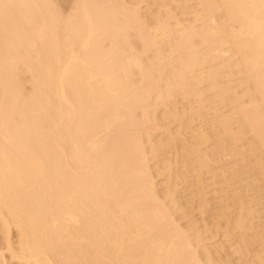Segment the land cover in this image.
Listing matches in <instances>:
<instances>
[{
    "label": "bare ground",
    "instance_id": "6f19581e",
    "mask_svg": "<svg viewBox=\"0 0 264 264\" xmlns=\"http://www.w3.org/2000/svg\"><path fill=\"white\" fill-rule=\"evenodd\" d=\"M70 2L71 11L65 14L61 9L66 3L60 7L58 0H0V229L7 243L4 248L10 252L8 258L17 264L229 262L216 259L204 240L208 224L206 231L191 224V233L175 225L177 212L186 207L180 206L176 214L171 210L174 207L170 209L173 201L176 207L177 200L171 183L174 188L179 177L182 180L192 171L199 176L211 172L214 152L219 154L215 158L220 153L239 157L248 149L253 157L258 155L264 178V0H160L158 10L151 14L155 5L148 4L149 10L143 5L150 19L139 0ZM163 45L168 46V50L164 46L168 52ZM231 59L232 65L238 64L234 66L249 74L242 71L258 91L253 90L259 98L254 97L255 101L249 92L253 103L249 101L248 108L239 103L244 119L238 114L240 105H235L237 113L231 106L236 113L228 112L232 118L217 109L220 98L228 100L227 94L233 91L228 83L233 79ZM224 70H230V76ZM222 76L228 82H222ZM205 82L207 87L196 85ZM206 90L217 92L211 93L215 100L220 99L217 107L212 96L205 97ZM179 95L187 105L192 98L190 112L198 105L195 114L186 104L179 105L181 110L187 108L180 111L176 103ZM236 96L230 99L238 102ZM224 102L219 104L226 106ZM168 105L175 108L170 111L174 116L198 113L205 125L217 122L223 128L217 132L220 141L215 139L217 126L212 135L204 127L189 129L190 135L185 128L179 130L178 138L185 132L192 142L181 137L189 146H178L177 173L170 165L171 150L177 151L175 146L180 143L177 133L167 132L164 142L163 135L157 138L152 123L148 126L146 120L158 110L164 113ZM173 109L180 114L175 115ZM171 113L168 115L173 118ZM159 117L158 124L166 118L160 121ZM178 117L175 119L182 122L185 116ZM237 118L238 130L230 127V121ZM191 122L189 125L196 123ZM246 128L258 138L253 131V140L245 137ZM165 132L161 133L167 136ZM211 136H216L211 145L221 142L215 144L218 148L205 143ZM245 138L258 142L248 146ZM146 140L154 142L146 145L149 152L145 151ZM239 140H245L249 148L237 145ZM150 159H155L152 164L157 174L155 169L151 171ZM242 171L244 178H250L247 168ZM162 172L177 177L174 182V178H164L170 179L168 184L164 182V193L167 198L173 196L172 203L160 201L164 195L159 199L155 192L158 181L153 177ZM235 172L239 179L241 175ZM202 180L201 186L207 182ZM241 200L246 203L245 198ZM246 214L236 222L240 234L227 239L234 238L230 247L239 257L252 252L251 264H264V231L260 236L250 233ZM11 228L18 233L15 245L9 235ZM2 252L0 264L10 263Z\"/></svg>",
    "mask_w": 264,
    "mask_h": 264
},
{
    "label": "rangeland",
    "instance_id": "374dc122",
    "mask_svg": "<svg viewBox=\"0 0 264 264\" xmlns=\"http://www.w3.org/2000/svg\"><path fill=\"white\" fill-rule=\"evenodd\" d=\"M57 1V0H56ZM60 1H63V0H60ZM64 1H66V0H64ZM63 1V4H62V2L60 3L59 2V0H58V3H59V5H60V7H62V5H64L65 3V6H64V8H62L61 10L63 11V9H64V11H65V14L67 13V11L69 12V11H71L70 10V8H72V7H70V5L72 4V3H74V2H70V0L68 1H66V2H64ZM72 1V0H71ZM120 1V0H119ZM147 1H150V0H147ZM147 1H144V2H141V0H139V2H141V8L143 7V5L146 7V6H148L149 8H147L148 10L149 9H152V7L150 8V6H154L153 7V9L152 10H150V14L152 13V12H156L157 10H158V6H156V5H159V1L158 0H155L156 1V4H155V1H154V3L152 4V3H148ZM152 1V2H153ZM159 3H158V2ZM169 1H171V0H169ZM71 4H70V3ZM174 2V1H173ZM172 3V2H171ZM170 3V5H172ZM138 4H140V3H138ZM150 6H149V5ZM175 5H177L176 3H174ZM174 5V6H175ZM71 6H73V5H71ZM173 6V5H172ZM70 7V8H69ZM178 7V6H177ZM173 8V7H172ZM69 9V10H68ZM142 9H146V8H142ZM147 9H146V12L144 11L143 13H145L144 15H145V17L147 18V19H150V17L148 18L147 16H149L150 14L148 13V11H147ZM173 10V9H172ZM175 10V9H174ZM178 10H180L179 8H177V12H179ZM176 11V10H175ZM174 11V12H175ZM159 12V11H158ZM176 12V13H177ZM162 14V13H161ZM164 46H167V45H163V47H162V49H164V50H166L167 48H168V46L166 47V49H165V47ZM168 50V49H167ZM166 50V52H168ZM234 59V58H233ZM236 59V58H235ZM234 59V60H235ZM229 61L230 60H228L226 63H227V65H229ZM233 60L231 59V61H230V65H232L231 64V62H232ZM235 61H237V60H235ZM238 62V61H237ZM225 63V64H226ZM216 64V63H215ZM214 64V66H216L217 64H219V63H217L216 65ZM221 65V64H220ZM223 65V64H222ZM221 65V66H222ZM229 65V66H230ZM234 65H235V63H234ZM234 65H232V66H234ZM238 65V64H237ZM237 65H235V66H237ZM229 66H226L227 68L229 67ZM232 67L230 70H232L231 71V73L233 74V76H230V74L231 73H228V72H230V70H227L228 72H226L225 70V75L227 74V76H228V74H229V76L232 78L233 77V79L231 80V81H227L226 80V82H228L232 87L230 88V89H233V91L234 90H236V94H237V96H238V98L240 97V100H238V102H235L234 100H232L233 98H234V95L236 96V94H233L234 92L232 91V90H230L231 92H229L228 94H229V97H228V94H227V98H229L228 100H222V98H220L221 99V102L222 101H227L226 103V106H224L225 104H223V105H221L222 103L221 102H219V98H216V100L219 102V103H221V104H219L218 102V107H217V104H216V100H215V98H213V97H215V96H213V95H211V93L212 94H215V93H217V92H213V90H206V91H209V92H207L208 94H205V97L207 96V99H208V95H210V96H212V98L214 99V101H215V107H217V109L219 110V114H221L222 116L224 115V114H226V113H228V112H231L234 108H235V105H240L241 107L239 108V115L241 114L240 112H242L243 111V109H242V105H247V104H249L251 101H255V98L257 99L258 97H255L254 95H253V90H255L256 92H258L256 89H255V86H254V88H253V86H252V84H251V82H254L253 80L251 81V78H250V80H248L249 79V77L247 78V76L245 75V73L247 74V72L246 71H243L241 68H237V67ZM218 66H216L215 68H217ZM220 67V66H219ZM218 67V68H219ZM224 67H225V65H224ZM231 67V66H230ZM238 67H239V65H238ZM237 68V69H236ZM224 69V68H223ZM238 69H241V70H239V71H241V73L240 72H236V71H238ZM245 72V73H243V72ZM247 75H249V74H247ZM223 77V76H222ZM227 78V77H226ZM224 80V77L222 78V82H224V83H226L225 81H223ZM203 83V82H202ZM202 83H198V84H196V85H200V86H204L205 85V87H207V83L205 82V84H202ZM253 85H254V83H253ZM195 86V85H194ZM198 86L196 87L195 86V88H198ZM249 87V88H248ZM200 88V87H199ZM250 89V90H249ZM216 91V90H215ZM254 91V94H256V92ZM247 92V93H246ZM249 92H251L250 94H251V96H253L252 97V99H250L251 97H250V94H249ZM206 93V92H205ZM210 93V94H209ZM259 96V93H257L256 94V96ZM217 96H218V94H217ZM233 96V97H232ZM237 96H236V98H237ZM184 96H182V95H179L178 96V98H177V100H178V102H176V103H179V104H177V107L180 109V107H179V105L180 106H182V107H185V105L184 104H186V103H184V101H183V99H181V100H179L180 98H183ZM220 97V96H219ZM230 97H232V99H230ZM255 97V98H254ZM190 98V97H189ZM211 97L209 98L210 100L212 99ZM186 99L187 100H189L187 97H186ZM213 99L211 100V101H213ZM235 99V98H234ZM259 99V98H258ZM185 100V99H184ZM190 100H192V98H190ZM190 100L189 101H187V103H188V105H187V108L189 109L190 108V106L189 105H191L192 106V104H194L193 103V100L190 102ZM209 100V101H210ZM251 100V101H250ZM180 101V102H179ZM186 101V100H185ZM232 101H234L233 103H232ZM250 101V102H249ZM260 101V100H259ZM189 102L191 103V104H189ZM224 102V103H225ZM258 102V101H257ZM196 103V102H195ZM234 104V105H232V104ZM239 103H241V104H239ZM251 103H253V102H251ZM214 105V104H213ZM169 106V105H168ZM168 106L166 107L167 109H168ZM189 106V107H188ZM195 106V105H194ZM233 107V109L231 110V108ZM251 107L253 106V105H250ZM171 107V108H170ZM172 105H170L169 106V111L166 109V111L165 112H170L171 110H172ZM176 107V108H177ZM181 107V108H182ZM196 107V106H195ZM195 107H193V108H191L192 109V111L191 112H194V109H195ZM246 108H248V106H245ZM244 107V108H245ZM174 108V107H173ZM178 108H177V110H178ZM187 108H185V109H187ZM175 109V108H174ZM174 109H173V111H174ZM183 109L184 108H182V110L180 109V111L181 112H183ZM184 109V110H185ZM196 109H198V105H197V107H196ZM237 109H238V107H237ZM242 111H241V110ZM179 111V110H178ZM189 112H190V109L188 110ZM187 110H186V112H188ZM212 111V110H211ZM234 111L236 112V110L234 109ZM164 112V113H165ZM167 112V113H168ZM172 112V111H171ZM170 112V113H171ZM176 112V110L173 112V113H175ZM188 112V114H190ZM223 112H226V113H224L223 114ZM233 112V111H232ZM231 112V113H232ZM235 112H233V113H235ZM162 113L163 112H159V110H158V112H156V115L159 117V115H161L160 117H159V120L160 121H162L161 120V117H163V118H165L164 120H163V122L162 123H164V124H162V123H159L158 124V117H156V115H149L150 117H151V119L149 118V116H147L148 118H149V120H148V118L146 117V120H147V124H148V126H150V123H152L151 124V126L153 127V128H155V135H157L156 137L158 138V137H161V135L160 134H162L163 136H162V139H163V137H164V142L167 140L166 138H168V136L169 135H167V132H168V134L169 133H171V135H172V131L174 132L173 134H176L177 132H179V130H180V132L181 131H183V130H181V129H184L186 132H188V131H190V130H193V129H198V128H203V129H208V130H205L206 132H211V135H212V131H213V129L217 126V128H215L216 130L218 129V131H216L215 132V134H217V132L220 134V132H221V130L223 129L222 128V126L219 124V123H215V124H217V125H214V126H210L209 124L210 123H206V125H205V122H202V120H199V119H202V118H200L199 117V119H198V113L195 115V116H190V115H186V113L184 112V114H181V115H179L180 117H178V115H176V114H178L179 112H176L175 113V115L178 117V118H183L184 116V118L182 119V122H179V120L176 118L175 119V117L176 116H174V114H172L173 115V118H172V116L171 115H168V114H170V113H166V114H164L163 113V115H162ZM213 112H211V114H212ZM237 113V112H236ZM235 113V114H236ZM151 114V113H150ZM152 114H154V113H152ZM180 114V113H179ZM194 114H195V112H194ZM230 113H228V114H226L227 116H230L229 115ZM243 114V113H242ZM165 115H168V120H167V116H165ZM183 115V116H182ZM212 115H215L214 113L212 114ZM238 115V117H239V119H240V116H242L241 117V119L243 118L244 119V114L243 115H240L239 116ZM182 116V117H181ZM186 116H187V118L189 117L190 119H191V117H192V119H194L193 121H194V123L195 124H190L189 125V123L191 122V120H190V122H189V120H185V119H187L186 118ZM232 116V115H231ZM230 116V117H231ZM155 119H154V118ZM196 119H195V118ZM152 118L154 119V122L155 121H157V122H153L152 121ZM232 118V117H231ZM198 119V120H197ZM152 122H151V121ZM166 120H167V122H166ZM187 121V122H189L188 124L187 123H184L185 121ZM196 120V121H195ZM233 120V119H232ZM230 121V122H233V124L232 123H230V127H231V125H233L234 126V128L236 127L237 128V126L239 127V125L237 124V121H238V118L235 120V122L234 121ZM150 121V122H149ZM159 121V122H160ZM184 121V122H183ZM192 121V122H193ZM201 121V122H200ZM240 121V120H239ZM244 121V120H243ZM243 121H240V122H243ZM191 122V123H192ZM153 123H154V125H153ZM177 123H178V125H177ZM181 123L182 124H187V125H183V126H188L187 128L186 127H183L182 125H181ZM203 123V124H202ZM235 123V124H234ZM161 124L163 125V127L162 128H159V127H161ZM158 125H160L158 128H156ZM221 126V127H218V126ZM237 125V126H236ZM180 126H182V128L180 127ZM232 126V127H233ZM179 127H180V129H179ZM214 127V128H213ZM231 127V128H232ZM151 129L152 131V136H151V139L154 141H156V139H153V138H156L155 137V135H154V129ZM220 128V129H219ZM222 128V129H221ZM233 128V129H234ZM235 128V129H236ZM157 129V130H156ZM168 129H170L171 130V132H169L168 131ZM190 129V130H189ZM214 129V130H215ZM234 129V130H235ZM249 129H251L250 127H249ZM248 128H246V131H245V133L247 132V130H248V132L245 134V137L247 136V137H252V140H253V135H252V131L253 130H249ZM164 130H167L166 132L164 131ZM236 130H238V129H236ZM220 131V132H219ZM158 132V133H157ZM161 132H165L166 133V135L167 136H165V134H163V133H161ZM179 132V134H182V133H180ZM222 132H224V131H222ZM255 131H253V134H254V136H255V133H254ZM189 133V132H188ZM187 133V134H188ZM186 134V135H187ZM191 134V131H190V133L188 134V135H190ZM214 134V132H213V135H215ZM219 134H217V137L216 136H211L210 137V139L211 138H215V139H218L219 141H220V139H219ZM143 135H145V134H143ZM158 135H160V136H158ZM170 135V136H171ZM185 135V132L183 133V136ZM222 135V134H221ZM176 135H174V137H175ZM178 136H180V135H178V133H177V140H179L180 139V143H179V141H178V145L176 144V142L175 141H177V140H175V141H173L177 146H175V145H173V147L175 146L176 148L179 146V144H184V143H188V141H190L188 138V136H184V137H188L187 138V140H185V141H183V143H182V138L181 137H183V136H181L180 138H178ZM145 137V136H144ZM146 137H148L147 135H146ZM166 137V138H165ZM183 137V138H184ZM256 137V136H255ZM220 138H222V137H220ZM256 138H258V137H256ZM256 138H255V140H256ZM145 139H147V138H145ZM185 139V138H184ZM183 139V140H184ZM210 139L208 140V141H210ZM214 139V140H215ZM246 139V144H248L249 143V145L248 146H250V144H252L253 143V141L251 140V138L250 139H247V138H245ZM212 140L213 139H211V141L210 142H205L206 144H210L211 142H212ZM213 140V141H214ZM218 140H216V141H218ZM247 140H251L252 142H249V141H247ZM149 141V140H148ZM147 140H146V142L147 143H145V151H147V152H149V150H146V149H148L149 148V144H151L152 142H151V140H150V142H148ZM154 141V142H155ZM169 141V140H168ZM200 141V140H199ZM198 141V142H199ZM202 141V140H201ZM215 141V142H216ZM218 141V143H221V142H219ZM239 141H241V140H239ZM239 141H237L238 143H237V145H239L240 143H242V144H240L241 145V147H242V145H244L245 144V140H243V142L241 141V142H239ZM257 142H258V140H256ZM256 141H254L255 143H256ZM153 142V143H154ZM190 142H192V141H190ZM190 142H189V144H190ZM153 143L151 144V146L153 145ZM185 144L186 146L188 145V144ZM202 143H204V141H202ZM217 143V142H216ZM216 143H214V145L216 144ZM218 143H217V145H218ZM234 143H235V141H234ZM255 143H253V144H255ZM192 144V143H191ZM205 144V145H206ZM211 144H213V142L211 143ZM210 144V145H211ZM244 145V147L246 146L247 148H249L247 145ZM146 145H149V146H147L148 148H146ZM180 145V146H181ZM200 145H202L203 146V144H200ZM209 145V146H210ZM214 145H211L210 147L212 148ZM220 145V144H219ZM236 145V144H235ZM236 145V146H237ZM256 145V144H255ZM189 146V145H188ZM207 146V145H206ZM206 146H205V148H206ZM216 146V145H215ZM215 146H214V148H215ZM174 147V148H175ZM239 147V146H238ZM243 147V148H244ZM151 148V147H150ZM172 148V147H171ZM174 148H172V149H174ZM175 148V149H176ZM181 148H182V146H181ZM204 148V147H203ZM216 148H218V146H216ZM247 148H245V149H242V148H240V149H242L243 151H246V149ZM179 149V150H178ZM210 149V148H209ZM171 149H168V151H169V153L172 151V153H170V157H171V162H170V165H172L171 167H172V171L175 173L176 171H177V166H179L178 164H180V162L178 163V161H180L179 159H180V155H179V158H178V152L179 151H181L180 150V148L178 147L177 148V151H174V150H171ZM215 150H217V149H215ZM239 150V149H238ZM240 151V150H239ZM248 151H249V149L247 150V152H244L243 154H245V155H243V154H241V156L239 155V157H237V156H230V155H227V156H225L224 154L222 155V153H220L221 154V156H219V157H217V158H215V156H217V155H219V154H215L216 152H214L213 154H212V158H210L211 160H212V164H210V165H212V166H210L213 170H211V172H204L203 173V175L202 176H199V175H197V173H196V175L197 176H199V179H200V177L201 178H203V180H204V182L205 181H207V182H203L204 184H205V186H206V188H205V186H204V184H202V186H201V180H200V184H199V179H198V177L193 173L192 174V172H190L191 174H188V175H184V177L182 176V180H180V178L181 177H179L178 179H177V177L175 176V174L174 173H172V175L173 176H175V177H171V175L169 176V174L168 175H166L165 174V172H162L163 174H160V175H155V174H157V172H156V166L154 165V164H152V163H154V161H155V159H150V162L148 161V163H149V165L151 166V171L153 170L154 171V169H155V174H153V175H155L154 177H153V180H155V183L158 181V183H156V185H157V189H155V192H157L156 194L158 195V197L159 196H162V195H164L163 197H161V200L160 201H162L163 199L165 200H163L164 201V203H166V202H169V201H171V202H169V203H172V197L171 196H169V195H167V196H169L168 198L167 197H165L166 195L165 194H167L166 192L164 193V190L166 189V186H165V183L164 182H169V180L171 179H175V180H173V182L174 181H177L178 183L176 184V182H175V184L177 185H175V187L174 188H172L173 187V183H171V189H172V191H174L172 194L174 195V199H175V196L177 197V200H176V207H175V202L173 201V203L172 204H168L169 205V207H170V209L172 208V207H174V208H172L171 210L173 211V212H175V214H176V210L178 211V209L180 208V206H182V207H186L185 208V210L182 208H180L179 209V211L177 212V214H176V217H175V219H176V221H177V224H176V221H175V225L176 226H178L179 227V225L181 226V229H184V230H187L188 232L190 231V230H188V228H190V229H192V230H194V228H192L190 225L192 224H194L195 223V225H196V223L199 225H197L198 226V228L200 229V230H204L205 229V231H206V228H205V225L206 224H208L209 225V227H210V229H207V231L206 232H203V233H205V237H206V239H205V237H204V240L206 241V243L207 244H210V250L211 251H213V253L215 252V255H213V256H215L216 257V259L218 258V257H221V258H223V260H222V262H225V261H229V262H227V263H229V264H251V261H250V259L253 257L252 255H251V253H248V254H245L246 255V257H244L245 255H241L242 257H239L240 256V254L239 255H237V254H235V252L233 251V249L231 250V247H230V244L233 242V241H235L234 240V238L233 239H227V237H229V235H231V234H233V236L234 235H236V234H240V230L236 227V222L238 221L237 219H238V217L239 216H241V214L243 215L244 214V216H245V214H246V216H248V217H246V223H247V227H249L250 228V233L252 232V234L253 233H255V234H258V236H260V232H262V231H264V193H260L261 191L262 192H264V178L261 176V174H260V166L258 167V165H260L259 163V158L257 159V157H258V155L256 156V154H255V156L253 157V153L254 152H252V150H251V153L253 154V155H250V152L248 153ZM146 152V153H147ZM176 152H177V154H176ZM247 153V154H246ZM259 153V152H258ZM148 154V153H147ZM150 154V153H149ZM148 154V155H149ZM175 156H177V157H175ZM214 156V157H213ZM243 157H244V159H243ZM215 158V159H214ZM154 160V161H153ZM176 160H178V161H176ZM151 163V164H150ZM241 167H242V169H241ZM245 167V168H244ZM240 168V169H239ZM246 168H247V171H248V173H249V176H250V178L248 177V175H247V177L249 178H244L241 174H243V169L244 170H246ZM237 170V171H236ZM152 171V172H153ZM164 171V170H163ZM171 171V172H172ZM214 171V172H213ZM238 172L240 175H241V177H243V178H241V177H239V179L241 178L242 180H239L237 177L239 176H237V177H235L234 175V172ZM242 171V172H241ZM153 172V173H154ZM235 172V173H236ZM177 173V172H176ZM238 173H236V174H238ZM246 174H248L247 172H245ZM167 176V178L168 177H171L170 179H168L167 181H166V176ZM245 176V175H244ZM246 177V176H245ZM164 178H166V179H164ZM162 179L164 180V181H162ZM180 180V181H179ZM202 180V181H203ZM171 182V181H170ZM168 184V183H167ZM156 185H155V188H156ZM167 186H169V185H167ZM199 186H200V188H199ZM201 187H202V189H201ZM206 189V191H205V189ZM198 189V192L199 191H203V189H204V191H205V194H203L202 193V196H200L201 194V192H199L198 194H196L197 192H196V190ZM199 189H201V190H199ZM158 190V191H157ZM261 190V191H260ZM193 192V193H192ZM192 194V195H190L189 196V194ZM159 194H161V195H159ZM200 194V195H199ZM262 194V196H260ZM199 197H198V196ZM241 198H245L246 199V203L244 204V203H242L241 201ZM159 199H160V197H159ZM241 200V201H240ZM243 202H245V201H243ZM242 203V204H241ZM172 205V206H171ZM178 207V208H177ZM176 208V209H175ZM251 210V212L250 211H247V210ZM241 211H245V213H243V212H241ZM247 211V212H246ZM250 212V213H249ZM249 213V214H248ZM174 214V215H175ZM192 220H194V221H192ZM189 221H191V223L189 222ZM207 225V226H208ZM196 226V227H197ZM202 227V228H201ZM208 227V228H209ZM248 228V229H249ZM16 229H14V228H11V233L9 234V232H8V234L11 236V238L10 239H12L13 238V240H11V241H13L12 243H14V240H15V242H16V239L18 238L17 236V234L18 233H16L17 231H15ZM1 229H0V234H1ZM190 233H191V231H190ZM263 233V232H262ZM3 235V237L4 238H2L1 236ZM226 235H228V236H226ZM257 237V236H256ZM0 251H1V249H3V252L2 253H5V255L3 256V254H2V256L3 257H6V259L8 260V262H10L11 260V258L9 259L8 258V255L10 256V254H8V253H10V252H8V250L7 249H5L6 247V245H5V243L6 242H4L3 240H5V236H4V234H1L0 235ZM231 241L230 243H229V241ZM202 242H204V241H202ZM257 242V241H256ZM255 242V244H256V248L258 249V247L257 246H259V243L257 244ZM205 243V242H204ZM205 243V244H206ZM7 244V243H6ZM206 244V246L208 247V245ZM14 245H15V243H14ZM213 247H215V248H217V250L216 249H214L213 248V250H212V246ZM195 246H198V244H194V248H196L197 249V247H195ZM5 247V248H4ZM199 248L201 249V247H200V245H199V247H198V250H199ZM202 250V249H201ZM200 250V251H201ZM212 253V254H213ZM201 254H202V257H205V255H204V253L203 252H201ZM248 255V256H247ZM252 256V257H251ZM249 258V259H248ZM220 259V258H219ZM248 259V260H247ZM4 260H5V258H4ZM7 260H5V261H7ZM10 260V261H9ZM225 260V261H224ZM15 261V262H14ZM203 261H204V258H203ZM207 260L205 259V261L204 262H206ZM14 262V263H13ZM17 262L18 261H16V260H13L12 259V261L10 262L11 264H17ZM7 263V262H6ZM10 263H7V264H10ZM21 262H19V264H20ZM226 262L224 263V264H227ZM22 264V263H21ZM253 264V263H252Z\"/></svg>",
    "mask_w": 264,
    "mask_h": 264
}]
</instances>
